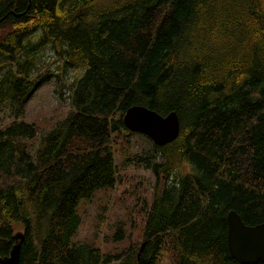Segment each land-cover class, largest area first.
<instances>
[{
  "label": "trees",
  "instance_id": "obj_1",
  "mask_svg": "<svg viewBox=\"0 0 264 264\" xmlns=\"http://www.w3.org/2000/svg\"><path fill=\"white\" fill-rule=\"evenodd\" d=\"M46 43L82 71L36 161L26 149L34 123L0 127V255L17 222L19 264H158L163 252L173 264H250L230 256L225 214L264 221V0H0L15 113L39 82L27 74ZM132 104L179 116V135L154 143L165 159L156 172L190 165L155 194L139 258L72 241L80 200L118 181L109 142Z\"/></svg>",
  "mask_w": 264,
  "mask_h": 264
},
{
  "label": "rangeland",
  "instance_id": "obj_2",
  "mask_svg": "<svg viewBox=\"0 0 264 264\" xmlns=\"http://www.w3.org/2000/svg\"><path fill=\"white\" fill-rule=\"evenodd\" d=\"M38 33H32L29 39L34 41ZM57 53L50 43H46L33 54L27 78L39 82L17 113L16 104L10 103L4 94L7 82L4 75L8 69L12 72L14 69L11 63L0 65L3 89L0 92L3 97L0 101V127L14 120L35 124V136L26 140V149L33 161L37 159L35 155L41 144L40 138L58 126L72 109L74 83L82 71L79 67H64ZM19 56L23 57L22 53ZM111 133L109 144L113 149L118 181L114 186L98 188L90 197L80 200L76 207L80 222L72 241L87 243L101 252H122L133 257L144 240L145 219L155 194L165 183L189 172L190 165H177L169 175L156 172L153 163H161L165 159L159 150H155L150 137L124 126ZM15 224V230L25 229L23 224ZM111 264H119V260ZM158 264H173L170 253H161Z\"/></svg>",
  "mask_w": 264,
  "mask_h": 264
},
{
  "label": "water",
  "instance_id": "obj_3",
  "mask_svg": "<svg viewBox=\"0 0 264 264\" xmlns=\"http://www.w3.org/2000/svg\"><path fill=\"white\" fill-rule=\"evenodd\" d=\"M122 122L129 130L146 134L160 146L174 140L180 132V120L175 110L161 113L142 104L128 106L122 115ZM225 217L226 245L230 256L240 263L264 262V221L246 223L234 208H229ZM23 237V231L14 232L15 242L7 254L0 255V264H19ZM144 245L145 241L140 244L138 258Z\"/></svg>",
  "mask_w": 264,
  "mask_h": 264
}]
</instances>
